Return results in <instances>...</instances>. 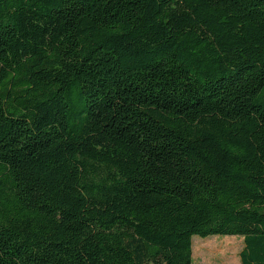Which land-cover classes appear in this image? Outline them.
Returning a JSON list of instances; mask_svg holds the SVG:
<instances>
[{"label": "trees", "instance_id": "trees-1", "mask_svg": "<svg viewBox=\"0 0 264 264\" xmlns=\"http://www.w3.org/2000/svg\"><path fill=\"white\" fill-rule=\"evenodd\" d=\"M264 264V0H0V264Z\"/></svg>", "mask_w": 264, "mask_h": 264}, {"label": "rangeland", "instance_id": "rangeland-1", "mask_svg": "<svg viewBox=\"0 0 264 264\" xmlns=\"http://www.w3.org/2000/svg\"><path fill=\"white\" fill-rule=\"evenodd\" d=\"M193 243V264H240L244 249V238L240 236H195Z\"/></svg>", "mask_w": 264, "mask_h": 264}]
</instances>
